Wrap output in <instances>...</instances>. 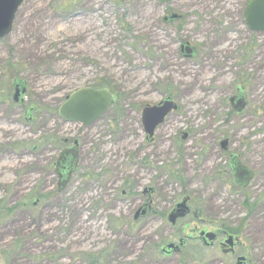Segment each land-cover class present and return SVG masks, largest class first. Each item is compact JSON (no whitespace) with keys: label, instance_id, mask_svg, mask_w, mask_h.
I'll return each instance as SVG.
<instances>
[{"label":"rangeland","instance_id":"obj_1","mask_svg":"<svg viewBox=\"0 0 264 264\" xmlns=\"http://www.w3.org/2000/svg\"><path fill=\"white\" fill-rule=\"evenodd\" d=\"M250 1H24L0 39V264L224 259L188 239L201 223L230 228L242 239L241 253L264 264V33L246 25ZM172 12L185 18L165 25ZM186 41L198 45V58H183ZM16 79L27 84L24 104L13 100ZM245 84L249 106L240 116L228 99ZM99 87L116 95L99 121L83 130L61 120L69 95ZM167 94L182 109L153 144L142 110ZM54 136L81 140L80 166L62 193L51 177L60 151ZM226 138L255 172L247 189L235 186L219 149ZM184 198L192 214L182 233L167 215ZM147 199L152 214L134 221ZM181 235L183 251L162 257V245Z\"/></svg>","mask_w":264,"mask_h":264},{"label":"flooded vegetation","instance_id":"obj_2","mask_svg":"<svg viewBox=\"0 0 264 264\" xmlns=\"http://www.w3.org/2000/svg\"><path fill=\"white\" fill-rule=\"evenodd\" d=\"M246 9H247V7H246ZM245 12H246V10H245ZM184 18H185L184 15L178 14L176 12H172V13L165 15L162 18V22L165 25H171V24L178 23V22L182 21ZM245 22H246V18H245ZM246 25H247V22H246ZM247 27H248V25H247ZM249 30L252 33H264V32H253L250 28H249ZM223 40H224L223 42L218 41L217 46L215 48H219V47L223 46L226 42L229 41L227 38H224ZM180 52H181L183 58L187 59V60H194V59L198 58V56H199L198 45L193 43V42H189V41H186L183 44H181ZM225 56H228V53H226ZM210 73L211 72H209V71H207V73H205V75H204L205 79H207V77L210 75ZM13 86H14V93H15V85H13ZM247 88H248V86L246 84L245 85H236L235 89L233 90L232 95L228 99V103L230 104L232 110L235 112V114L240 115V116L245 113L246 109L249 106L248 94H247V90H246ZM93 89H95V90H109L107 88H102V87L93 88ZM112 95L114 96V101H113L111 107L114 105V103L116 101V95L113 93H112ZM23 97H24V102H23V104H24L26 101V98H27V92ZM168 100H172V102L175 105H177L178 108L173 109L172 111H170L168 113V115L165 117L163 123L159 124L156 127L152 138H148V134L145 131L146 140L150 141V142L153 141V144L155 141H157L156 135H157L158 130L161 128V126H163L165 124L166 120L171 115H173L175 113H179L182 108L179 105V103L176 101L174 96H172L171 94L165 95L159 102H157L153 105H146L145 106V107H147V106L161 107ZM61 106H60V108H61ZM60 108L58 111L59 117L61 118V120L65 121L60 116ZM110 108L108 109V111L110 110ZM144 108H143V110H144ZM143 110H142V124H143ZM33 112H34V109L28 110L27 116H31V114ZM107 112L105 114H107ZM66 123H68V122H66ZM72 124H77V123H72ZM80 125L82 126L83 130H86L87 128L90 127L89 126V127L85 128L82 124H80ZM143 127H144V124H143ZM144 130H145V127H144ZM182 139L184 141H187L189 139V134L185 133L182 136ZM52 141L55 143V145H57V147H59L60 151H59V155H58L57 160L52 165L51 171L53 172V175L51 177H53V178L55 177V179H56L55 180V187H57L58 193H62L63 190L67 189L69 187V185L71 184V182H73L75 174L77 173L78 168L80 166L81 140H79L78 138L61 139L60 136L59 137L54 136V138H52ZM224 141H227L226 148H223V142ZM230 142H231V144H230ZM161 143L163 146L164 143L162 142V140H161ZM156 144H157V142H156ZM231 145L233 146L232 138H226V139L222 140V142L220 143L219 149L226 155L227 160L225 162L228 163V165H229V169H230V172L232 174V178H233V182H234L235 186L241 190H244V189H247L254 182L255 172L249 166L245 165L242 162V159L240 158L239 154H237L236 152H234L232 150ZM72 149H77V161H76V163H75V161H72V158L69 157L71 154H68V151H71ZM65 153H67V155ZM63 155H64V157H63ZM247 172L252 173V179L248 184H247V178H248ZM49 178H46L47 182H49V180H48ZM65 180H69V181H68L67 185L61 189L60 186H61L62 182ZM149 192H153V195L155 194V191L153 189V191L152 190L151 191L146 190L144 192V195L149 193ZM184 201H187L186 207L189 208V211L184 216H178L183 212V209L185 206L183 207L180 205ZM189 203H190V200L188 198H184L182 200V202L176 204L174 207L171 208L170 212L167 215V221H168V223L172 229H178V227H181L180 229H181L182 233L184 232L183 230L188 229L189 226H187V224L182 225V223H184L187 220V218L192 214V209L189 206ZM153 204H154V200L147 199V201L144 202L145 206L143 208L140 207L139 210L135 213L134 221H138L139 219H141L143 217H149L152 214V205ZM153 214H154V211H153ZM175 215H177L178 217L173 222L171 220V217H173ZM197 222H202V221L198 220ZM201 224H202V227H200L199 225H196V227L194 228L195 229V232L193 233L194 235L193 236L191 235L188 239L189 240L197 239L201 243L203 248L207 249L208 251L213 252L215 255L218 253V254H220V256H222L224 258L221 260L219 257H216L213 260V262H211V264H253L252 260H250L248 258V256L241 253V251L245 247H244V244L242 242L241 237L238 234H236V232L232 231L230 228H227L224 225L223 226H210V225H207L205 223H201ZM207 235H212L214 237V240L210 241L208 239ZM188 239L183 238V236L181 235L178 238V240L175 239V240H172V241L162 245L161 250H160L162 257L169 258L171 256L180 254L183 251V249L187 246ZM169 247H172V248H169ZM240 258H245L246 261L239 260ZM90 264H100V263H99V261H95L92 259L90 261ZM126 264H129V263H126ZM181 264H185V263H181Z\"/></svg>","mask_w":264,"mask_h":264},{"label":"water","instance_id":"obj_3","mask_svg":"<svg viewBox=\"0 0 264 264\" xmlns=\"http://www.w3.org/2000/svg\"><path fill=\"white\" fill-rule=\"evenodd\" d=\"M25 0H0V39L7 37L13 29L16 15ZM248 27L253 32H264V0H251L245 12ZM15 93L13 100L15 103L23 104L24 95L27 92V84L22 80H14ZM114 96L108 90H95L93 88H82L71 94L60 108V116L68 123L82 124L85 128L98 121L111 107ZM172 100L166 101L161 107L147 106L143 110V124L148 138L153 137L156 127L163 123L165 117L173 109H177ZM227 141L223 142L226 148ZM67 155V153H65ZM64 154V155H65ZM72 161H77V149L68 151ZM63 155V157H64ZM246 175V174H245ZM247 184L252 179V173L247 172ZM69 180L62 182L60 188H64ZM187 201L180 206H185L183 212L178 216H184L189 208ZM187 208V209H186ZM177 215L171 217L174 222ZM210 241L214 240L212 235H207ZM172 248V247H169ZM239 260L246 261L245 258Z\"/></svg>","mask_w":264,"mask_h":264},{"label":"trees","instance_id":"obj_4","mask_svg":"<svg viewBox=\"0 0 264 264\" xmlns=\"http://www.w3.org/2000/svg\"><path fill=\"white\" fill-rule=\"evenodd\" d=\"M254 205H255V204H251L250 206H251V207H254Z\"/></svg>","mask_w":264,"mask_h":264}]
</instances>
